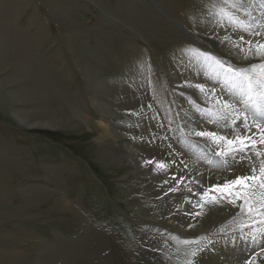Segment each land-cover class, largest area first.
I'll list each match as a JSON object with an SVG mask.
<instances>
[{"label": "rangeland", "instance_id": "374dc122", "mask_svg": "<svg viewBox=\"0 0 264 264\" xmlns=\"http://www.w3.org/2000/svg\"><path fill=\"white\" fill-rule=\"evenodd\" d=\"M219 4L0 0V264H185L194 248V264L264 257V237L237 228L238 207L200 199L250 175L252 161L225 160L188 134L233 138L243 127L201 111L231 92L195 50L238 68L259 63L234 46L253 33L220 17ZM249 14L264 33V3L246 0L237 15Z\"/></svg>", "mask_w": 264, "mask_h": 264}, {"label": "snow or ice", "instance_id": "6c2138e0", "mask_svg": "<svg viewBox=\"0 0 264 264\" xmlns=\"http://www.w3.org/2000/svg\"><path fill=\"white\" fill-rule=\"evenodd\" d=\"M251 2L255 3V0ZM261 2L264 3V0ZM245 3L246 0H220L219 6L213 5V7L215 12L229 23H235L244 32L253 33L254 40H245V37L241 35L240 40L246 47L234 46L240 48L245 59L258 57L259 63L238 68L230 64L226 65L223 60L208 53L195 50V54L213 69L222 90L229 89L231 92L230 99L215 98L212 107L201 109V111H206L208 119L216 124L223 123L224 126L231 124L233 127L242 125L241 132L233 138L219 135L217 132L195 129H190L188 134L210 139L220 148L215 155L225 160L228 158L235 160L239 156L242 160L252 161L250 175L237 176L222 186L214 185L211 189L205 190L200 199L205 204H218L226 200L227 203L238 207L237 228L241 233L247 230L253 231V239H255L256 234L264 237V119H258V117H264V33L255 31L251 14L247 21L238 17L237 13L244 8ZM255 22L264 27V17L257 18ZM194 87L207 95L204 85L197 84ZM211 92L214 95L215 89L213 88ZM245 130L247 134H244ZM147 163H153V161H147ZM155 167L163 169L166 165L163 162H156ZM210 193H217L220 199L218 200L217 195H210ZM184 243L193 242L184 241ZM202 250L192 249L189 253L190 258L185 264H194L195 258ZM261 251L264 252V249ZM245 264H256V256L246 260Z\"/></svg>", "mask_w": 264, "mask_h": 264}, {"label": "bare ground", "instance_id": "6f19581e", "mask_svg": "<svg viewBox=\"0 0 264 264\" xmlns=\"http://www.w3.org/2000/svg\"><path fill=\"white\" fill-rule=\"evenodd\" d=\"M107 114L109 115L110 113L109 112H107ZM74 115H73V113H70L69 112V115H68V119L70 118V119H72V117H73ZM75 117V116H74ZM73 117V118H74ZM22 123H24V124H26V127L27 128H41V129H45V128H48V129H50V128H53V126H51L48 122H45V121H35V122H32V123H27V122H23V121H21ZM100 126L103 128V135H105L106 136V134H108L109 136H110V138L111 139H113L112 140V144L113 145H115V144H118L117 146L118 147H120V145H123V141H122V139H123V135H119V133H117L116 131H114L112 128H109L108 127V125L107 124H105V123H100ZM101 134V133H100ZM123 136V137H122ZM116 146V145H115ZM127 151V150H126ZM126 151H125V153H126ZM128 152V151H127ZM129 153V152H128ZM128 153H127V155H128ZM128 160V159H127ZM126 159H125V162L127 161ZM127 164L130 166V165H133V166H131V169L133 168V171L138 167L137 166V163H136V161H134L132 158L130 159V163H128L127 162ZM125 165H126V163H125ZM134 165H135V167H134ZM124 166V165H123ZM137 172V171H136ZM135 172V173H136ZM133 174H134V172H132ZM142 177V176H141ZM220 216V215H219ZM146 218H149L148 216L146 217ZM150 219V218H149ZM183 226V225H182ZM180 228H182V227H180ZM184 229V228H183ZM263 261H264V257H262L261 255H258L257 257H256V264H262L263 263Z\"/></svg>", "mask_w": 264, "mask_h": 264}]
</instances>
